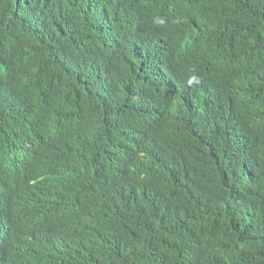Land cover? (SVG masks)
I'll list each match as a JSON object with an SVG mask.
<instances>
[{
    "label": "trees",
    "instance_id": "1",
    "mask_svg": "<svg viewBox=\"0 0 264 264\" xmlns=\"http://www.w3.org/2000/svg\"><path fill=\"white\" fill-rule=\"evenodd\" d=\"M0 264H264V0H0Z\"/></svg>",
    "mask_w": 264,
    "mask_h": 264
}]
</instances>
